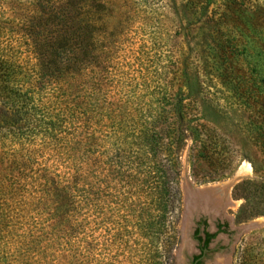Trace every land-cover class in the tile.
<instances>
[{
    "label": "trees",
    "instance_id": "obj_1",
    "mask_svg": "<svg viewBox=\"0 0 264 264\" xmlns=\"http://www.w3.org/2000/svg\"><path fill=\"white\" fill-rule=\"evenodd\" d=\"M232 2L216 21L206 17L213 61L204 71L264 118V70L249 60L263 10ZM114 6L32 0L21 19L0 21V264H86L89 227L101 224L117 250L118 210L136 205L127 226L144 240V262L173 264L178 158L188 140L216 153L212 105L184 61L175 84L139 92L144 76L116 62Z\"/></svg>",
    "mask_w": 264,
    "mask_h": 264
},
{
    "label": "rangeland",
    "instance_id": "obj_2",
    "mask_svg": "<svg viewBox=\"0 0 264 264\" xmlns=\"http://www.w3.org/2000/svg\"><path fill=\"white\" fill-rule=\"evenodd\" d=\"M29 1L32 0H0V21L5 28L8 20L22 18L23 6ZM115 1V18L110 23L118 24L119 50L116 62L119 67L128 66L124 70L130 68L137 71L134 74L133 70L128 69L129 76H144L145 87L139 89V92H161V83L168 80L175 84L172 77L180 76L179 70L184 61L187 73L198 72L202 87L208 93L206 98L212 105L207 119L217 133V139L213 142L216 153H205L199 148V143L188 140L178 158V186L181 194L177 221L179 240L173 251V264H187L189 256L196 251L191 235L196 221L201 217H205L210 224L218 219H227L231 230L228 239H222L227 244V250L214 252L204 264H264V222L246 233L238 232L241 226L251 221L264 220V140L256 132V127L264 128V118L255 115L252 106L239 104L219 80L213 76L207 78L204 71L206 63L213 61L212 43L207 39V34H212V25L207 27L206 17L210 16L216 21L220 14L228 13L227 8H235L234 3L232 0ZM236 2L243 3L251 10L262 9L264 17V0ZM260 31L255 44L249 48L251 54L255 53L249 60L257 71L264 70L262 24ZM6 32L18 33L14 30ZM29 61L35 62L32 58ZM141 78L137 81L140 82ZM260 87L264 93V86ZM245 165L250 167V173L241 175L240 180L225 190L236 170L240 171ZM189 184L198 189L226 185L222 194H214L215 198L212 196L208 202H200L199 198H195L198 201L196 208L193 206L189 214L185 203L186 190L189 189L186 186ZM136 207H132L133 213L125 208L118 210L119 217L116 220L123 226L119 231L122 243L117 250L107 247V238L101 224L89 227L87 240L90 242L95 239V248L91 250L86 264H147L144 262V240L140 237L137 240L135 230L127 226L131 223L130 217L137 211Z\"/></svg>",
    "mask_w": 264,
    "mask_h": 264
},
{
    "label": "flooded vegetation",
    "instance_id": "obj_3",
    "mask_svg": "<svg viewBox=\"0 0 264 264\" xmlns=\"http://www.w3.org/2000/svg\"><path fill=\"white\" fill-rule=\"evenodd\" d=\"M230 234L227 219H218L210 224L205 217L199 218L191 235L196 251L189 256L187 264H204L214 252H225L227 244L222 239H228Z\"/></svg>",
    "mask_w": 264,
    "mask_h": 264
},
{
    "label": "bare ground",
    "instance_id": "obj_4",
    "mask_svg": "<svg viewBox=\"0 0 264 264\" xmlns=\"http://www.w3.org/2000/svg\"><path fill=\"white\" fill-rule=\"evenodd\" d=\"M250 167L248 166V165H245V166H242V168H241V170L239 171V173L241 174V175H248V173H250ZM187 182V181H186ZM224 186L226 185V184H223ZM186 186V185H185ZM184 186V188L185 189H187L186 187H189V186H186L185 187ZM218 186V185H217ZM220 186H221V188H220ZM218 188H216V187H213V186H210V187H205L204 188V190L203 191H201L200 193H199V200H200V202H202V201H204V202H208L209 200H210V198L214 195V194H222L223 193V190H224V186H222V185H220ZM225 190H226V187H225ZM186 193H187V195H186V199H187V201L185 202V203H187L188 201H189V204H187V208H188V213L189 214H191V212H192V207L194 206H196V203L198 202H196L195 200L197 199H195V195L194 194H192V192L191 193H189L188 194V189L186 190ZM224 194H226V191L224 192ZM214 196H216V195H214ZM213 196V197H214ZM219 196V195H218ZM218 196L216 197V198H218ZM215 198V197H214ZM219 198H220V196H219ZM224 198V197H223ZM215 200V199H214ZM218 200V199H217ZM220 201V200H219ZM196 208V207H195ZM259 222H264V220H258Z\"/></svg>",
    "mask_w": 264,
    "mask_h": 264
},
{
    "label": "water",
    "instance_id": "obj_5",
    "mask_svg": "<svg viewBox=\"0 0 264 264\" xmlns=\"http://www.w3.org/2000/svg\"><path fill=\"white\" fill-rule=\"evenodd\" d=\"M241 178H242V176H241V174L239 173V170L237 169V170H236V173H235V175H234V178H233V179L231 180V182H229L228 185H226L225 187H226V188H230V186H232L235 182H237V180H240ZM188 186H189L188 194L192 192V194H194V195H195V198H197V199L200 197V196H199V193H200L201 191L204 190V189L202 190V189L195 188V187H193V186L190 185V184H189ZM186 195H187V193H186ZM186 201H187V199H186ZM187 204H189V201L187 202ZM186 206H187V205H186ZM184 217H185V219H186L187 215L184 216ZM262 223H263V222L251 221L250 223L241 226V227L238 229V232L241 233V234L246 233V232H248V231H250V230H252V229H255V228L261 226Z\"/></svg>",
    "mask_w": 264,
    "mask_h": 264
}]
</instances>
